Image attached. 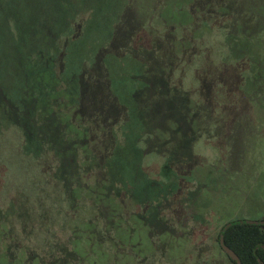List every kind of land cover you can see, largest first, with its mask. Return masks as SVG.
<instances>
[{
    "label": "rangeland",
    "instance_id": "obj_1",
    "mask_svg": "<svg viewBox=\"0 0 264 264\" xmlns=\"http://www.w3.org/2000/svg\"><path fill=\"white\" fill-rule=\"evenodd\" d=\"M105 2L118 5L112 17L119 19L110 38L101 30L84 35L80 97L74 105L61 99L60 125L49 134L59 144L53 147L60 154L54 169L72 214L44 180L47 169L20 153L22 131L1 134L0 221L13 213L14 187L25 192L35 218L48 214L54 225L49 237L38 226L32 237L19 218L12 237L0 227V264H181L188 241L205 243L202 255L210 247L215 264H232L218 245L223 225L264 219V0ZM93 4H85L89 15ZM98 15L102 19L97 12L94 20ZM87 18L77 19L76 35ZM108 54L134 57L140 65L134 71L144 70L143 80L152 86L139 91L134 104L146 134L143 168L155 177L171 159L178 176L177 191L149 216L129 193L105 189L106 160L130 116L110 91ZM174 96L177 112L169 110ZM0 104H7L1 91ZM3 115L19 123L10 107ZM110 179L114 186L121 181ZM81 201L87 209L75 219ZM48 220L40 223L49 226ZM184 251L193 264L191 249Z\"/></svg>",
    "mask_w": 264,
    "mask_h": 264
},
{
    "label": "trees",
    "instance_id": "obj_2",
    "mask_svg": "<svg viewBox=\"0 0 264 264\" xmlns=\"http://www.w3.org/2000/svg\"><path fill=\"white\" fill-rule=\"evenodd\" d=\"M91 2H94L91 6L93 12L89 15L85 4ZM96 2L58 0V4L54 5L51 0H0V91L7 101L6 105L0 104V135L15 128L22 131L24 138L20 153L27 162L47 169L44 180L49 185L46 186L57 194L61 193V189L58 182L53 183L52 170L54 162L60 159V154L53 151V147L59 144L55 141L56 135L49 134L60 125V118L56 117L59 103L64 98L66 104L74 105L80 97V69L87 57L83 53L86 32L101 30L110 38L113 25L119 19L112 17L119 9L118 5L109 6L104 0L101 7H95ZM97 12L102 14V19L98 15L94 20ZM85 15L88 18L82 35H76V21ZM104 62L111 93L130 113L121 126L122 141L114 146L105 163L110 181L105 189L108 192L113 188L124 191L137 204L157 209V204L162 202L160 194L176 191L175 178L178 176L168 165L171 159L162 164L156 177L143 168L144 152L138 146V140L144 126L136 117L137 108L132 99L135 91L133 78L139 74V70L134 71L136 60L130 55L120 60L108 54ZM132 66L135 67L132 69ZM177 103L180 102L174 96L169 106L171 112H177ZM9 107L18 118L16 125L3 115L8 113ZM127 129L134 131V139L129 138ZM110 178L121 181L114 186ZM12 190L18 197L25 193L19 188L13 187L9 191ZM22 200L29 203L24 198ZM30 210L34 211L33 208ZM45 218L48 217H38L40 222ZM230 223L223 234L225 245L237 255L241 264H264V225L240 224L238 221ZM39 225L48 237L50 232L43 229L45 225Z\"/></svg>",
    "mask_w": 264,
    "mask_h": 264
},
{
    "label": "flooded vegetation",
    "instance_id": "obj_3",
    "mask_svg": "<svg viewBox=\"0 0 264 264\" xmlns=\"http://www.w3.org/2000/svg\"><path fill=\"white\" fill-rule=\"evenodd\" d=\"M227 25H228V28H227ZM226 30H227V32L229 33V31H230V26H229V24H226ZM228 33H226V34H228ZM131 56V55H130ZM132 57V56H131ZM132 58H134V57H132ZM137 66H140V65H137ZM145 71L143 70V71H139V74H137V75H135V77L133 78V81H134V85H135V91H134V93H133V95H132V99H133V101H134V104H137V102H136V94L139 92V91H141V90H144V89H147V88H150V87H152V86H150L151 85V83H149V82H147L146 80L144 81L143 79H144V77H145ZM165 85H167V84H165ZM117 99V98H116ZM185 99V98H184ZM118 100V99H117ZM178 101H179V99H178ZM119 102V101H118ZM120 103V102H119ZM122 105V104H121ZM123 106V105H122ZM125 107V106H124ZM135 107H136V105H135ZM137 108V110H138V107H136ZM186 115V114H185ZM136 117L141 121V119L139 118V116L136 114ZM184 117H186V116H184ZM183 118V117H182ZM142 122V121H141ZM143 124V123H142ZM144 135H146L145 134V132H144V127H143V131L141 132V137H140V139L138 140V146L140 147V144H141V139H142V137L144 136ZM144 152V151H143ZM144 156H145V153H144ZM163 164H164V161H163ZM144 165V164H143ZM54 166H55V163H54ZM162 166V165H161ZM188 167V166H187ZM55 167H53V170H52V179L54 180V184L56 183V182H58V181H61V180H59V178L57 177V171H56V173H55V169H54ZM161 168V167H160ZM159 168V169H160ZM173 169V168H172ZM145 170V169H144ZM159 172V171H158ZM158 172H157V174H158ZM54 173H55V175H54ZM148 174H151V176H152V173H150V172H147ZM82 174H86V172L84 171V172H81V175ZM156 177V176H155ZM56 178V179H55ZM59 183V185H60V189H61V193L60 194H57V195H60V197H61V199H63V201H65L66 202V204H67V201H66V199H67V197H66V195H65V192L62 190L63 188L61 187V184L62 183H60V182H58ZM177 189L178 188H176V191H177ZM111 193H113V192H111ZM110 193V194H111ZM175 193V192H174ZM174 193H168V194H160L159 195V197L161 198V203L160 204H157V213H158V210H159V206H160V210L159 211H161V209L163 208V206H164V201L170 196V195H172V194H174ZM20 198V200L19 201H17L18 199ZM24 197L22 196V197H16L15 199H12V201L10 202V203H12L13 204V213H12V215L11 216H8L7 218L5 217L4 218V221H0V223L2 224V225H0V227H3V230H5L6 231V233L8 234V232H9V234H10V237H12V233H13V230H14V227H15V222L18 220V218L19 219H21V220H23L24 222H26V227L28 228V232H29V235H31L32 234V237H33V232H34V230H35V227L36 226H38L39 227V230H41V228H40V225H39V223H40V219H38V217H37V219H34L35 217L33 216L34 215V211L33 212H31V210L30 209H28L27 208V202L25 203H23V199ZM25 199V198H24ZM80 200H83V199H80ZM83 202L84 201H81L80 202V205H79V207H77V210H76V214H73V216L75 217V219H78V213L79 212H81V210L83 209V208H86L87 209V207L86 206H84L83 205ZM23 205V206H22ZM136 205H138V206H147V212H149L148 213V216L150 215V214H152V213H154L153 212V210H152V208H151V206L150 205H147V204H145V205H143V204H136ZM78 208H79V210H78ZM70 208H69V204H67V210H68V212L69 213H71V211L69 210ZM149 209V210H148ZM87 211V210H86ZM65 210L64 211H62L61 213L62 214H65ZM72 214V213H71ZM30 215H31V217H30ZM40 216H47L48 217V222L51 224V225H45L44 227V229L45 230H47L48 232H52L53 231V227H52V225H54V224H52V223H54V221L50 218V216L47 214H43V213H40ZM163 219V220H162ZM261 220H264V219H261ZM261 220H252V221H261ZM30 221V222H29ZM160 221H164V218L162 217H160ZM235 221H238V223H240V224H244V223H241V222H243V221H247V220H235ZM29 222V223H28ZM78 222V221H77ZM231 221H229V222H227L226 224H224L223 225V227H222V229H221V231H220V233L218 234V238H217V240H218V245H219V249L221 250V252L225 255V257L227 258V260L230 262V263H232V264H236L235 263V261L229 256V255H227L226 254V252L223 250V248L221 247V244H220V235L221 234H224V232L227 230V228L225 229V231H223L224 230V228L227 226V225H229V227H230V225H231V223H230ZM36 224L35 226L34 225H32V224ZM72 223V222H71ZM260 225V224H259ZM49 237V236H48ZM17 241L19 240V239H17V238H15ZM50 240H51V237H50ZM223 242H224V239H223ZM34 244V243H33ZM32 244V247L35 249L37 246L36 245H33ZM185 244V243H184ZM191 241H188V242H186V244L184 245V250H185V248H189V249H191V251H190V254L191 255H194V257H192L191 259L192 260H194L193 261V264L195 263V264H215L216 262V259H215V257H214V254H213V251H212V249L209 247V251L208 252H204L203 253V255L201 254L202 253V250H203V246H207L205 243H200V244H198V245H196V244H194V243H192L191 245ZM225 244V243H224ZM16 245H18V246H20V245H22L21 243H18L17 242V244ZM187 245V246H186ZM226 246V245H225ZM11 247V246H10ZM30 247V246H29ZM227 247V246H226ZM15 248V247H14ZM16 248H19V247H16ZM208 249V246H207V248H206V250ZM184 250H182L183 251V253H184V255L183 256H181L182 258H179V261L181 262V264H188V260L186 259V256H185V251ZM18 251L20 252V249H18ZM203 251H205V250H203ZM196 256V257H195ZM188 258H190V257H188ZM234 262V263H233ZM144 264L145 263V259L143 260V261H141V262H139V264Z\"/></svg>",
    "mask_w": 264,
    "mask_h": 264
},
{
    "label": "water",
    "instance_id": "obj_4",
    "mask_svg": "<svg viewBox=\"0 0 264 264\" xmlns=\"http://www.w3.org/2000/svg\"><path fill=\"white\" fill-rule=\"evenodd\" d=\"M241 223H244V224H254V225H264V220H261V221H252V220H247V221H243ZM229 227V225H227L223 231H225V229ZM220 244H221V247L223 248V250L226 252L227 255H229L234 261L236 264H241L239 258L237 257V255L232 251L230 250L228 247L225 246L224 242H223V234L220 235Z\"/></svg>",
    "mask_w": 264,
    "mask_h": 264
}]
</instances>
